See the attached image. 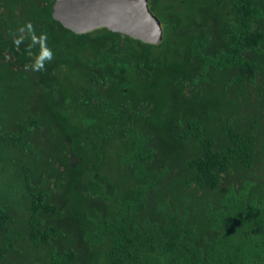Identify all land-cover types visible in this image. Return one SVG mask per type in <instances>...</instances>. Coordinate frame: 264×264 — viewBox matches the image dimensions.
Masks as SVG:
<instances>
[{
    "label": "trees",
    "instance_id": "1",
    "mask_svg": "<svg viewBox=\"0 0 264 264\" xmlns=\"http://www.w3.org/2000/svg\"><path fill=\"white\" fill-rule=\"evenodd\" d=\"M148 2L157 44L0 0V264H264V0Z\"/></svg>",
    "mask_w": 264,
    "mask_h": 264
},
{
    "label": "water",
    "instance_id": "2",
    "mask_svg": "<svg viewBox=\"0 0 264 264\" xmlns=\"http://www.w3.org/2000/svg\"><path fill=\"white\" fill-rule=\"evenodd\" d=\"M53 17L77 34L106 28L151 44L163 39L148 0H55Z\"/></svg>",
    "mask_w": 264,
    "mask_h": 264
},
{
    "label": "clouds",
    "instance_id": "3",
    "mask_svg": "<svg viewBox=\"0 0 264 264\" xmlns=\"http://www.w3.org/2000/svg\"><path fill=\"white\" fill-rule=\"evenodd\" d=\"M45 57H47L48 59H50V58H51V51L46 52V53H45ZM42 59H43V58H42ZM42 67H43L42 60H41V62H38V63L34 64V68H35V69H40V68H42Z\"/></svg>",
    "mask_w": 264,
    "mask_h": 264
},
{
    "label": "rangeland",
    "instance_id": "4",
    "mask_svg": "<svg viewBox=\"0 0 264 264\" xmlns=\"http://www.w3.org/2000/svg\"><path fill=\"white\" fill-rule=\"evenodd\" d=\"M236 179H237V178H236V176H235V177H231V178H229L228 181H230V182L233 184V183H236V182H235ZM225 184H226V183L224 182L223 187L225 186ZM17 219H18V218H17ZM36 258H37V256L33 255L32 260H36ZM7 262H9V260H6V261L3 262L2 264H6Z\"/></svg>",
    "mask_w": 264,
    "mask_h": 264
}]
</instances>
